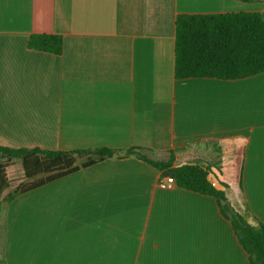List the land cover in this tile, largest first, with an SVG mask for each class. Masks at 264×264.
Wrapping results in <instances>:
<instances>
[{
  "label": "crops",
  "instance_id": "crops-1",
  "mask_svg": "<svg viewBox=\"0 0 264 264\" xmlns=\"http://www.w3.org/2000/svg\"><path fill=\"white\" fill-rule=\"evenodd\" d=\"M239 12L264 0H0V146L119 155L4 202L0 264H250L214 197L162 189L124 156L198 163L264 224V74L175 77L178 16ZM33 34L62 36V55L30 49Z\"/></svg>",
  "mask_w": 264,
  "mask_h": 264
},
{
  "label": "trees",
  "instance_id": "trees-1",
  "mask_svg": "<svg viewBox=\"0 0 264 264\" xmlns=\"http://www.w3.org/2000/svg\"><path fill=\"white\" fill-rule=\"evenodd\" d=\"M32 50L62 55L64 40L55 34H33ZM264 74V15L259 12L179 15L176 21V79L210 78L239 80ZM178 151H182L179 149ZM116 151L107 148L53 151L0 146V159L21 164L24 179L11 192L7 167L0 161V214L4 202L48 183L111 158ZM126 157H137L173 177L181 189L214 197L223 216L232 224L250 264H264V224L250 225L228 201L226 193L210 181L209 169L198 163L175 166L176 156L156 161L143 148H131ZM241 186L242 175L238 176Z\"/></svg>",
  "mask_w": 264,
  "mask_h": 264
},
{
  "label": "built area",
  "instance_id": "built-area-1",
  "mask_svg": "<svg viewBox=\"0 0 264 264\" xmlns=\"http://www.w3.org/2000/svg\"><path fill=\"white\" fill-rule=\"evenodd\" d=\"M159 186L162 189L171 190L177 187V182L173 177L162 176Z\"/></svg>",
  "mask_w": 264,
  "mask_h": 264
},
{
  "label": "rangeland",
  "instance_id": "rangeland-1",
  "mask_svg": "<svg viewBox=\"0 0 264 264\" xmlns=\"http://www.w3.org/2000/svg\"><path fill=\"white\" fill-rule=\"evenodd\" d=\"M260 89H261V88H260ZM259 92L261 93V90H259ZM260 96H261V95H260ZM6 160H7V159H3V158L0 159L1 162H7ZM17 170H18V168H17ZM10 176H11L14 180L16 179L17 181H19L20 178H21L20 175H18V174L16 175V172H15V171H12V172L10 173ZM23 179H24V178H23ZM21 182H22V181H21ZM21 182H20V183H21ZM12 183H13V181H12ZM20 183H19V184H20ZM17 186H18V185H16V184H15V185H12V187L10 188L11 191H12L15 187H17ZM11 191H10V192H11Z\"/></svg>",
  "mask_w": 264,
  "mask_h": 264
},
{
  "label": "water",
  "instance_id": "water-1",
  "mask_svg": "<svg viewBox=\"0 0 264 264\" xmlns=\"http://www.w3.org/2000/svg\"><path fill=\"white\" fill-rule=\"evenodd\" d=\"M113 157L114 158H118L119 155L118 154H114ZM188 157L193 158V157H195V155L193 153H185V154L181 155L179 159L183 160V159L188 158Z\"/></svg>",
  "mask_w": 264,
  "mask_h": 264
}]
</instances>
